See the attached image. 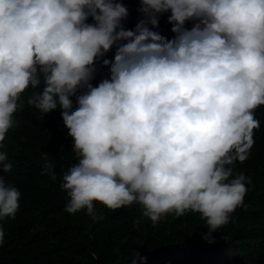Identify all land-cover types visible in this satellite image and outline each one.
Returning a JSON list of instances; mask_svg holds the SVG:
<instances>
[{
  "label": "clouds",
  "instance_id": "1",
  "mask_svg": "<svg viewBox=\"0 0 264 264\" xmlns=\"http://www.w3.org/2000/svg\"><path fill=\"white\" fill-rule=\"evenodd\" d=\"M140 3L144 18L130 30L122 0H0V142L21 95L42 86L28 105L62 109L74 139L78 162L61 183L67 213L97 220L94 202L113 211L136 203L155 224L194 212L212 243L251 183L235 164L248 159L264 105V0ZM168 12L171 40L153 30ZM113 46L114 59H103L110 78L94 86L96 62ZM42 159L41 174L55 181L49 153ZM12 167L0 151V170ZM20 195L0 176V219L14 217Z\"/></svg>",
  "mask_w": 264,
  "mask_h": 264
},
{
  "label": "trees",
  "instance_id": "2",
  "mask_svg": "<svg viewBox=\"0 0 264 264\" xmlns=\"http://www.w3.org/2000/svg\"><path fill=\"white\" fill-rule=\"evenodd\" d=\"M129 11L122 21L134 30L144 18L140 0H122ZM171 13L159 16V27L153 29L172 39ZM88 23H94L89 17ZM193 21L186 22L191 28ZM116 46L96 62L98 85L110 78V68L103 59L113 60ZM31 87L21 95L20 107L13 114L14 126L0 142V151L7 153L11 172L0 170L10 187L20 192L14 217L0 219L4 232L0 241V264H264V105L255 110L260 127L254 129V144L248 159L236 162L235 170L251 178L246 182L244 203L230 215L229 222L212 233L214 242L204 239L209 233L205 220L198 213L183 216L170 213L155 224L143 217L141 205L133 203L118 210L94 202V220L87 210L69 214V200L61 188L63 175L78 161L72 151L74 139L62 119L59 107L42 113L28 105ZM83 90H81L82 92ZM80 93H78L79 95ZM73 108L76 97H71ZM55 165L57 179L42 175L44 153ZM140 220L139 226L134 222ZM95 252L98 259L92 258ZM146 259H137L136 253Z\"/></svg>",
  "mask_w": 264,
  "mask_h": 264
}]
</instances>
